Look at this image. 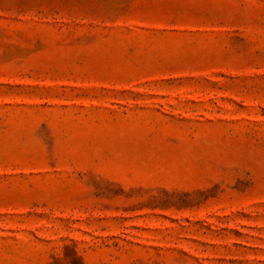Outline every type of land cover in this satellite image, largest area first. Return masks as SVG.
Returning a JSON list of instances; mask_svg holds the SVG:
<instances>
[{"label": "rangeland", "instance_id": "obj_1", "mask_svg": "<svg viewBox=\"0 0 264 264\" xmlns=\"http://www.w3.org/2000/svg\"><path fill=\"white\" fill-rule=\"evenodd\" d=\"M0 264H264V0H0Z\"/></svg>", "mask_w": 264, "mask_h": 264}]
</instances>
